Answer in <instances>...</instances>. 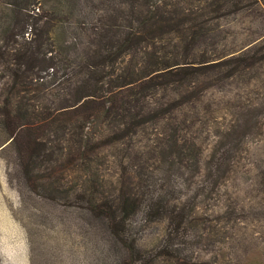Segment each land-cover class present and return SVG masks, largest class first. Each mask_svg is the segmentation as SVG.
<instances>
[{
    "label": "trees",
    "instance_id": "16d2710c",
    "mask_svg": "<svg viewBox=\"0 0 264 264\" xmlns=\"http://www.w3.org/2000/svg\"><path fill=\"white\" fill-rule=\"evenodd\" d=\"M239 3L124 0V14L118 15L124 16L121 33L100 27L92 31L96 39L91 37L89 46L82 42L78 49L75 43H66L69 15L63 13V5L57 10L54 5L47 8V0H0V85L8 84L10 90L0 100V123L15 149L25 185L30 189L60 186L68 192L63 172L72 168L79 172L73 183L79 200L103 222L114 247L124 250L117 264H158L175 258L170 244L154 254L136 247L129 220L141 209L149 221L166 219L171 238L179 236L185 241L187 237L185 207L176 210L178 205L164 191L152 193L144 179L131 180L133 170L124 166V160L129 154L133 155L130 159H138L135 138L143 135L155 138V146L147 153L164 152L170 165L178 169L184 155L187 167L199 168L195 138L181 141L183 130L193 123L187 122L184 108L202 101L200 92L191 95L194 90L190 89H195L192 76L206 75L213 65L193 56L199 44H214L219 24L213 20L237 10ZM229 60L231 67L216 72L214 81L240 76L262 58L241 52ZM171 74L175 78L162 88L171 85L175 96L153 101L156 86L162 84L158 80ZM55 98L65 103L54 107ZM156 121L164 122V128L154 136L148 127ZM236 127L232 125L223 136ZM122 144L126 154L130 151L126 156L124 148L116 147ZM106 147L115 148L116 154L101 155ZM220 148L219 154L205 161L207 178L217 171L225 176L233 170L231 147ZM108 156L119 168L117 194L101 193L102 198H96L95 192L106 181L96 170ZM40 169L47 172L40 179L43 183L35 181ZM54 169L61 173L57 179Z\"/></svg>",
    "mask_w": 264,
    "mask_h": 264
},
{
    "label": "rangeland",
    "instance_id": "374dc122",
    "mask_svg": "<svg viewBox=\"0 0 264 264\" xmlns=\"http://www.w3.org/2000/svg\"><path fill=\"white\" fill-rule=\"evenodd\" d=\"M239 1L237 10L213 20L219 24L214 44H199L198 55L193 56L213 65L206 75L192 76L195 89H190L194 90L191 95L200 92L202 101L184 108L187 122L193 123L183 130L181 141L195 138L199 168L187 167L184 155L178 169L170 165L164 152L147 153L155 146V138L143 135L135 138L138 159H130L133 155L129 154L124 160V166L133 170L131 180L144 179L152 193L164 191L178 205L176 210L185 207L189 214L185 241L179 236L171 238L168 221H149L143 209L130 218V233L141 252L159 253L171 245L175 258L158 264H264V0ZM46 5L57 6V10L63 5V13L69 15L66 43H75L78 49L82 42L89 46L91 37L96 39L92 31L100 27H111L118 34L124 27V16H118L124 14V0H47ZM82 32L88 36H81ZM178 47L181 56L182 47ZM241 52L262 60L240 76L214 81L215 73L229 69V58ZM174 78L171 74L158 80L162 84L156 86L153 101L175 96L171 85L162 88ZM8 88V84L0 85V100L10 93ZM64 103L53 100L54 107ZM232 125L236 129L223 136ZM163 128L164 122L156 121L148 131L155 136ZM7 138L0 123V264H117L124 250L114 247L103 222L79 200L74 187L79 172L73 168L63 172L68 192L60 186L30 189ZM219 146L231 147L233 170L225 176L217 171L207 178L205 161L220 153ZM116 147L124 148L125 156L130 153L126 154L124 144ZM108 153L116 154V149L106 147L101 155ZM112 159L108 156L96 170L106 179L95 192L96 198H102L101 193L117 194L119 168ZM37 172L35 181L43 183L40 179L47 172ZM52 174L57 179L61 173L54 169Z\"/></svg>",
    "mask_w": 264,
    "mask_h": 264
}]
</instances>
